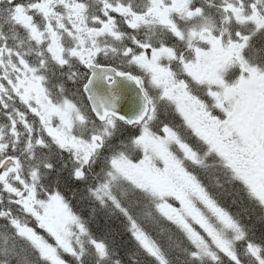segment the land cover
<instances>
[{"label": "snow or ice", "instance_id": "obj_1", "mask_svg": "<svg viewBox=\"0 0 264 264\" xmlns=\"http://www.w3.org/2000/svg\"><path fill=\"white\" fill-rule=\"evenodd\" d=\"M254 216L264 0H0V264H264Z\"/></svg>", "mask_w": 264, "mask_h": 264}, {"label": "trees", "instance_id": "obj_2", "mask_svg": "<svg viewBox=\"0 0 264 264\" xmlns=\"http://www.w3.org/2000/svg\"><path fill=\"white\" fill-rule=\"evenodd\" d=\"M221 201H222V203L224 205L228 206L231 211H233V212L237 211V208L232 206L231 198H230V196H229L227 191L223 192V195L221 197ZM81 207H84V206H81ZM245 220H246L247 223H250L254 227V229H255V239L257 241H259L260 238L262 236H264V224L259 223L255 216L252 218L251 221H249L247 219V217H245ZM36 227H37V230L40 231L43 234V230H40L38 228V225ZM127 238H128V236H127V234H125L124 239H127Z\"/></svg>", "mask_w": 264, "mask_h": 264}]
</instances>
